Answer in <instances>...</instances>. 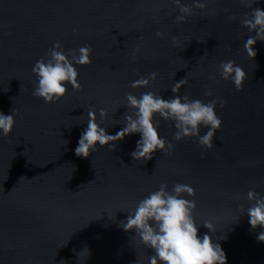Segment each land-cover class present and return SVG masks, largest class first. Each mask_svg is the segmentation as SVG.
I'll use <instances>...</instances> for the list:
<instances>
[{
  "label": "water",
  "instance_id": "1",
  "mask_svg": "<svg viewBox=\"0 0 264 264\" xmlns=\"http://www.w3.org/2000/svg\"><path fill=\"white\" fill-rule=\"evenodd\" d=\"M246 11L241 0H207L177 23L174 0H0V110L17 113L12 133L0 135V264H148L152 250L120 221L162 182L194 186L196 216L225 236L227 264H264V242L256 239L264 229L251 231L246 212L248 190L264 193V41L255 58L244 51ZM56 40L65 49L91 44L92 62L77 65L81 89L46 103L33 95L32 66ZM227 59L247 72L242 90L220 76ZM153 71L149 86L131 87ZM184 77L181 94L225 101L213 147L194 136L174 139L173 122L157 116L174 145L168 153L134 160V133L114 150L76 155L90 104L108 109L103 123L115 133L127 92L167 98Z\"/></svg>",
  "mask_w": 264,
  "mask_h": 264
},
{
  "label": "clouds",
  "instance_id": "2",
  "mask_svg": "<svg viewBox=\"0 0 264 264\" xmlns=\"http://www.w3.org/2000/svg\"><path fill=\"white\" fill-rule=\"evenodd\" d=\"M174 3L178 9L175 16L177 23L187 21L194 7L207 6V0H192L191 3L174 0ZM241 3L249 8L240 19V24L248 33L243 49L248 56L255 58L258 49L254 46L258 40L264 41V8L253 7L257 0H241ZM232 16L234 18V14ZM157 35L162 36L163 33L158 31ZM92 52L88 43L77 49H65L59 40L54 41L46 55L32 66L36 76L33 95L51 103L61 100L69 89H81L83 85L78 78L77 65L90 64ZM218 71L223 79L231 80L238 91L243 89L247 72L235 59L220 61ZM157 75L155 71L142 74L131 81V87H147ZM186 83V77L175 81L171 88L173 95L167 98L153 90L141 92L139 96L127 92L125 103L120 106L126 108L122 114L123 122H117L123 126L115 133H110L103 123L108 117V109L90 104L87 126L81 131L75 147L76 155L88 157L101 146L114 150L116 142L134 133L139 134L136 146L130 152L134 160H149L157 151L168 153L174 145L160 133L157 116L173 122L176 129L174 139L194 136L200 145L213 147L217 130L223 124L217 107H222L225 101L221 97L204 101L181 94L180 89ZM206 95L211 96V91H207ZM16 118L14 107L7 114L0 110V135L9 136L12 133ZM202 127L207 131L201 133ZM195 191L194 186L188 183L176 182L169 188L167 183L162 182L157 189L141 197L133 208L124 210L128 215L120 221V226L126 231L134 230V237L152 250L148 264H227V254L220 243L225 236L216 235L213 220L201 221L197 218V201L190 198L195 196ZM247 198L252 201L246 208L252 226L250 230L264 229V193L249 189ZM233 222H239V216ZM201 226L207 227L210 232L199 234ZM256 239L264 242V230L257 233ZM134 264L140 262L137 260Z\"/></svg>",
  "mask_w": 264,
  "mask_h": 264
}]
</instances>
